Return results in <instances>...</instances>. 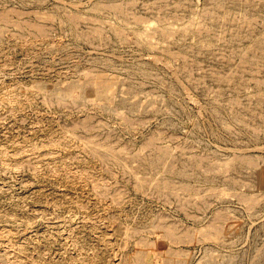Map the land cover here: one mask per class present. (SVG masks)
<instances>
[{"label": "rangeland", "instance_id": "rangeland-1", "mask_svg": "<svg viewBox=\"0 0 264 264\" xmlns=\"http://www.w3.org/2000/svg\"><path fill=\"white\" fill-rule=\"evenodd\" d=\"M0 264H264V0H0Z\"/></svg>", "mask_w": 264, "mask_h": 264}, {"label": "bare ground", "instance_id": "bare-ground-1", "mask_svg": "<svg viewBox=\"0 0 264 264\" xmlns=\"http://www.w3.org/2000/svg\"><path fill=\"white\" fill-rule=\"evenodd\" d=\"M219 218H220V217H219ZM207 228H208V227H207ZM209 228H210V227H209ZM212 230H213V229H212ZM204 239H205V237H204ZM204 239H203V240H204Z\"/></svg>", "mask_w": 264, "mask_h": 264}]
</instances>
